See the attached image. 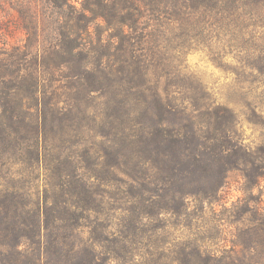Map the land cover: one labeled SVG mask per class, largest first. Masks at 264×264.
Listing matches in <instances>:
<instances>
[{
    "label": "trees",
    "instance_id": "16d2710c",
    "mask_svg": "<svg viewBox=\"0 0 264 264\" xmlns=\"http://www.w3.org/2000/svg\"><path fill=\"white\" fill-rule=\"evenodd\" d=\"M39 1L31 17L38 36L49 23L47 45L13 46L0 61L14 58L19 94L15 108L0 101V264H264L259 202L250 247L259 260L242 261L235 243L167 245L178 226L170 218L215 209L231 171L253 186L264 176V157L240 138L238 112L183 72L188 51L207 40L213 47L214 38L224 49L241 35L248 56L264 51L255 40L264 0ZM1 4L22 13L14 0ZM40 69L65 71L71 99L48 96ZM111 199L123 213L162 222L152 232L99 222V238L87 221L107 216ZM155 233L162 244L136 259L142 253L125 243Z\"/></svg>",
    "mask_w": 264,
    "mask_h": 264
},
{
    "label": "rangeland",
    "instance_id": "374dc122",
    "mask_svg": "<svg viewBox=\"0 0 264 264\" xmlns=\"http://www.w3.org/2000/svg\"><path fill=\"white\" fill-rule=\"evenodd\" d=\"M14 2L20 5L23 14L8 4L0 6V61L8 57L3 54L5 49H11L17 45L42 49L50 39L48 22L39 24V36L34 32L36 25L31 14L36 8H41L40 1L14 0ZM257 33L256 46L264 47V28L257 29ZM216 40L217 38L213 39V47H210L209 40L205 46H202L204 45L202 43L199 48L194 45L195 48L189 50L184 57L186 66L183 72L193 76L191 84L206 87L218 101L228 103L238 112L240 138L262 160L264 157V57L262 56L264 51H256L248 56L249 52L242 47H245L249 41L246 42L247 37L241 35L234 40V43L231 40L229 46H225L224 49L216 43ZM256 56L262 57L255 60ZM13 59H10L12 61L9 65L0 68V90H4L0 101L6 100L15 108L19 94L14 85L17 69ZM26 61L31 69L33 64L31 57L29 56ZM29 73L28 71L27 74ZM64 75L65 71L55 70L51 73L46 69H40V83L42 89L47 90L48 96L55 91L58 93L57 100L71 99L70 94L64 92L68 91L66 85L69 81ZM27 77L30 78V75ZM4 80L9 84L8 86L3 84ZM7 91L10 93L5 94ZM249 202L252 210L246 208L249 207ZM258 202L261 207H264V176L258 186H253L252 180H248L241 171L235 169L229 173L228 182L221 192L220 204L215 206V209H208L206 212L195 211L189 219L170 218L172 222L178 221V226L170 231L167 245L180 247L191 242V245L202 244L208 249H221L235 243L241 245L240 259L242 261L247 263L259 260L257 253L250 249L259 239V234L257 235L251 227ZM127 205L130 206L131 203ZM122 206L121 200L111 199L110 204L107 205L109 207L107 216L103 215L99 221H96L95 215H91L87 223L91 227L97 223L95 231L97 237L103 238V226L99 222L111 223L115 231L128 223L136 222L149 229V232L157 229L162 222L159 216L140 220L136 210L128 209L123 213L120 208ZM89 229V226L84 228L86 236H92ZM161 236L155 233L152 240L147 237L133 238L125 244L129 248L140 251L142 256H137L136 259L142 260L143 256H146L144 253L147 249H156L162 244ZM110 246L113 247L112 244ZM110 264H118V262Z\"/></svg>",
    "mask_w": 264,
    "mask_h": 264
}]
</instances>
